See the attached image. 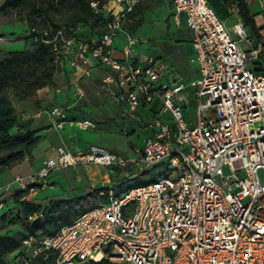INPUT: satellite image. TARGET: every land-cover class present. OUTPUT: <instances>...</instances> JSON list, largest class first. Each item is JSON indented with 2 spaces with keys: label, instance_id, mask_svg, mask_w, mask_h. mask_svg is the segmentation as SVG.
<instances>
[{
  "label": "built area",
  "instance_id": "2783aa9c",
  "mask_svg": "<svg viewBox=\"0 0 264 264\" xmlns=\"http://www.w3.org/2000/svg\"><path fill=\"white\" fill-rule=\"evenodd\" d=\"M110 2L121 10L101 36L83 40L78 36L83 27L71 25L60 27L47 41L53 43L58 71L76 75L72 85L78 86L95 62L109 66L105 82L113 87L111 99L121 121L128 134L138 129L144 134L138 156L98 145L86 150L62 145L57 157L45 159L28 176L16 175L4 190L33 193L49 185L46 179L53 170L79 163L112 172L154 167L156 173L160 166L164 170L125 191L111 187L97 192L93 206L53 236L28 238L26 247L33 256L54 250L56 256L48 264L104 258L115 264H264L260 46L238 13L229 25L209 0H172L176 25L184 22L190 32L189 61L197 64L200 75L189 84L173 70L166 72L161 56L137 50L131 36L122 47L114 45L126 13L138 0ZM91 6L99 11L97 1ZM192 102L196 120L190 116ZM74 105H52V127L61 129L67 122L95 127L89 120H70L68 111ZM226 165L230 174L224 172Z\"/></svg>",
  "mask_w": 264,
  "mask_h": 264
},
{
  "label": "rangeland",
  "instance_id": "374dc122",
  "mask_svg": "<svg viewBox=\"0 0 264 264\" xmlns=\"http://www.w3.org/2000/svg\"><path fill=\"white\" fill-rule=\"evenodd\" d=\"M140 1L147 7L144 11L143 25L136 29L135 25L140 16L131 18L126 15L122 24L123 29L115 38L114 45L122 47L128 37L131 36L135 41L134 47L137 50L162 57L161 60L167 66L166 72L173 70L189 84L198 80L200 78L198 66L189 61L193 50L189 37L190 33L186 29L184 22L181 25H176L175 7L172 0ZM212 2L221 9L229 25L238 19L237 3L233 0H212ZM120 10V6L110 2L105 8V14L108 17H114ZM20 18L21 16L16 13L9 16H4L0 13V32H3V34H0V59L9 56L7 51L18 45L17 38H21L22 40L20 39V41H24L26 27L24 26V21H20ZM246 28L250 35L254 36L251 30L248 27ZM27 45L28 49L33 47L31 41H28ZM21 50H25V47ZM115 53L118 54V51H115ZM109 73V66L97 61L94 63L89 75L78 79V86L72 85L67 77L62 82L60 81L61 86H64L66 90L65 100L61 101L68 105H74L77 101L73 108L68 111L70 120L75 122L89 120L95 126L85 129L78 124L67 122L68 128L70 127L69 125H75L72 128L74 140L76 141L73 142V145L74 148L80 150H86L91 145L103 146L116 154L136 158L138 156L136 148H142L144 145V134L141 129H138L133 134H128V127L120 119V109L111 99L113 87L105 82V78ZM79 88L81 92L78 91ZM190 108L192 112L190 116L196 120V103L192 102ZM205 114H209V112H205ZM48 135V139L51 141L50 145L49 142L38 143L33 148V153L37 158L42 156L47 158L54 157L57 154L58 146L65 145L58 136L59 132L51 130ZM31 170L32 166L24 162V166H21L15 173L13 172V175L20 173L28 176ZM163 170V166H160L156 173L154 167L139 172L130 168L117 169L112 172L105 166L79 163L74 166L53 170L46 179L49 185L43 189H38L37 193L42 197L50 194L48 198L51 199L50 201L68 199L73 204L77 214H79L96 203L95 196L97 192L101 190L107 191L111 187H115L118 192L125 191L150 180ZM224 172L230 174V166H224ZM2 174L0 175V201L4 204V211L7 210V214L0 220V233L14 236L21 235L23 233L22 223L11 224L20 209V206L16 205L17 196L14 193L15 189L4 190L6 188L5 185L13 179L3 177ZM260 177L264 181V170L262 169L260 170ZM44 181L45 179H42L41 183ZM50 184L54 185L55 190ZM13 185L18 187L17 183ZM29 195H32V193H29ZM48 203L50 202L45 205H49ZM18 263L19 257L11 258L10 264Z\"/></svg>",
  "mask_w": 264,
  "mask_h": 264
},
{
  "label": "trees",
  "instance_id": "16d2710c",
  "mask_svg": "<svg viewBox=\"0 0 264 264\" xmlns=\"http://www.w3.org/2000/svg\"><path fill=\"white\" fill-rule=\"evenodd\" d=\"M94 1L99 3V11L91 6ZM233 1L237 3L239 15L245 26L257 40L258 28L248 1ZM140 2L138 0L133 9L126 13L131 18L140 16L135 25L136 29L143 25L144 11L147 8ZM209 3L223 19H226L212 0H209ZM107 5L108 0H4L1 4L2 15L16 13L21 16L20 21L28 24L31 32L28 41L33 43V47L12 51L9 56L0 59V174L20 163L26 156H31L33 148L41 139L38 131L34 129L20 127L16 132L12 131L18 124L13 99L22 101L34 98L41 88L54 85L59 71L54 63L53 43L47 40H50L60 27L71 25L83 27L78 34L83 40L101 36L108 23L115 18L105 14ZM258 63V70L264 72L261 68L262 63L260 61ZM154 178L155 176L150 180ZM14 193L17 196L16 205H19L20 209L11 224L21 222L23 233L17 236L0 233V264H10L11 258L16 257H19L18 264H48L56 256L55 251L48 250L33 256L32 251L26 247L25 240L32 236L55 235L62 226L73 220L77 211L68 199L41 205L29 199L27 191L15 188ZM6 214L7 210L4 211L3 204L0 209V220ZM79 264L115 263L104 258L100 262L91 260Z\"/></svg>",
  "mask_w": 264,
  "mask_h": 264
},
{
  "label": "crops",
  "instance_id": "0c3cea01",
  "mask_svg": "<svg viewBox=\"0 0 264 264\" xmlns=\"http://www.w3.org/2000/svg\"><path fill=\"white\" fill-rule=\"evenodd\" d=\"M3 1L4 0H1L0 4H2ZM247 1H248L250 12L254 17L257 28H258L257 40L255 38V42L256 44L260 46V50H261L259 61L262 63V65H264V58H263V54H264V0H247ZM24 26L26 27V31L24 32V41H20L21 38H17L16 40H17L18 45L16 47L10 48V51L6 50L8 53L12 51H18V50L24 49V47L25 49H28L27 42L29 39L28 37L31 35V32L26 22H24ZM0 34H3V32H0ZM65 77H67L68 80L76 79L75 74L70 75V72L67 73L66 71H62L56 75L54 85L41 88L40 90H38L34 98L22 100V101L16 98L13 99L14 106L18 114V124L12 129L13 132H16L20 127L25 128V129L37 130L38 135L41 136L39 143L49 142V145H50L51 141H49L48 139L49 137L48 133L51 130H55L56 132H59L58 136L62 139L65 145L74 146L73 142H76V141L74 140L72 128L75 125H69L70 127L68 128V125L66 124L63 128L56 129L52 127L51 125L52 124L51 116L49 114V109L52 105L64 103L61 100H65L66 90L64 86H61L62 84L60 83V81L62 82V80L65 79ZM60 146L62 145H59L58 148ZM57 155H58V151H57L56 156L49 157V158H55L57 157ZM49 158H47L46 156L37 158L32 150L31 156H26L20 163L7 169L5 172H3V174L2 173L1 174L3 175V177H6V178L10 177V179L11 178L13 179L16 175H21L20 173H16L13 175V172L15 173L16 170H19L21 166H24V162H26V164H29L30 166H32V170L28 173V175H30L33 171L38 170V168L43 164V161L45 159H49ZM38 161H40L39 164H38ZM37 164L40 166L38 167ZM50 185L54 189V185L53 184H50ZM37 192L38 190L33 192L32 195H29L28 198L41 205H45L47 202H50L51 199H48L50 194L42 197V196H39Z\"/></svg>",
  "mask_w": 264,
  "mask_h": 264
}]
</instances>
